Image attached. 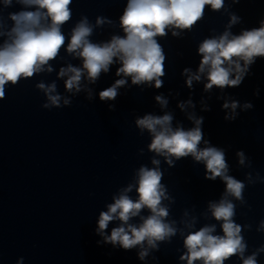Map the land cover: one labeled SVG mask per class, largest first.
Masks as SVG:
<instances>
[{
  "label": "clouds",
  "instance_id": "9594fccd",
  "mask_svg": "<svg viewBox=\"0 0 264 264\" xmlns=\"http://www.w3.org/2000/svg\"><path fill=\"white\" fill-rule=\"evenodd\" d=\"M10 4L11 0H4ZM25 6H36L37 11H20L10 14L14 22L11 29L12 42L6 43L0 49V98L4 96V86L8 82L15 84L20 77H31L40 67L57 56L61 46L65 43V37L60 26L70 19L69 4L71 0H17ZM224 0H128L124 14L120 18L124 29V37H113L109 43L103 45L93 44L87 37L92 29L86 20L81 21L71 35L67 50L77 52L83 58V68L87 70L90 80L95 81L101 71L107 72L108 66L118 57L122 67L118 68L117 75L130 76L133 84L155 81V87L159 88L162 81L159 77L164 75V55L161 46L157 43L156 36H164L165 29L169 26L180 29L191 28L203 15L205 5H211L214 10L223 6ZM45 9L46 13H41ZM45 17L50 18L51 24L42 25ZM103 21L98 19L97 23ZM236 22V17L232 18ZM177 33H173L176 35ZM79 50V51H77ZM202 55L199 71L204 72L208 68V83L206 89L214 85L220 88L225 86H238L242 76L237 75L230 79L231 67H224L227 62L229 66L235 65L238 73H243L239 60L244 61L245 67L253 63L254 57L264 56V22L258 29L244 31L239 36L229 39L226 32L219 39H206L199 47ZM233 57L238 58L233 60ZM51 71V69H49ZM68 71L73 75L66 81V88L71 90L77 86L81 78V70L69 67ZM188 71L187 69L185 70ZM65 70L61 69L63 76ZM199 79V76L189 77L187 84L191 87L192 79ZM125 80H117L112 87L100 92L101 100L115 99L116 89L122 86ZM38 87L46 93L55 91V85L45 88L44 84ZM77 90L78 87H77ZM58 95H48L52 105L59 106ZM157 101L166 103L161 97ZM65 104L69 101L65 100ZM233 102L231 107L236 108ZM44 107H49L45 104ZM229 107L228 104L224 105ZM245 107H251L246 104ZM170 115L154 117L146 115L137 120V125L147 129L153 134L150 150L166 158H176L191 155L197 161H203L207 178L215 179L217 176L226 181L227 193L237 199L242 198L244 184L236 179L225 175L227 165L224 153L215 147L199 149L198 145L202 140V131L199 127L202 120L195 121L196 127L191 130L177 128L173 130L170 126ZM159 129V130H158ZM242 157V153H239ZM171 163V161H168ZM154 164L159 162L154 160ZM243 163V159H241ZM138 199L133 201L126 193L131 191V186L124 190L114 203L108 205L106 212H101L98 220L97 231L104 235L109 223L119 219L122 224L113 228L110 235H104L105 242L113 245L119 244L123 249L128 250L137 245L155 248L156 241H162L166 237L175 234V229L163 221L168 215L167 210L161 205L164 192L161 185V172L156 169L141 167L138 172ZM212 207V215L218 221H223V236L213 235L215 226L203 227L199 231L190 233L184 240L187 254L181 259H186L188 264L202 260L203 264H224L225 259L242 254L246 245L240 235L241 227L232 221L234 205L226 200ZM143 208L150 210L151 215L143 219L137 227L129 224L128 221L137 215ZM125 225L127 227H125ZM147 251H141L140 258L143 259ZM243 264H256L255 254L243 261Z\"/></svg>",
  "mask_w": 264,
  "mask_h": 264
}]
</instances>
